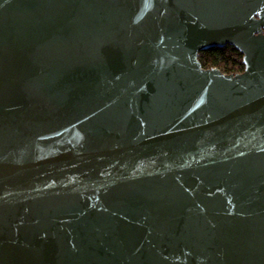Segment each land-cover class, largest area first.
Segmentation results:
<instances>
[{"label":"water","instance_id":"1","mask_svg":"<svg viewBox=\"0 0 264 264\" xmlns=\"http://www.w3.org/2000/svg\"><path fill=\"white\" fill-rule=\"evenodd\" d=\"M0 264H264V0H0Z\"/></svg>","mask_w":264,"mask_h":264},{"label":"trees","instance_id":"2","mask_svg":"<svg viewBox=\"0 0 264 264\" xmlns=\"http://www.w3.org/2000/svg\"><path fill=\"white\" fill-rule=\"evenodd\" d=\"M199 61L203 68H217L225 74H237L244 71L243 55L230 45L201 52Z\"/></svg>","mask_w":264,"mask_h":264}]
</instances>
